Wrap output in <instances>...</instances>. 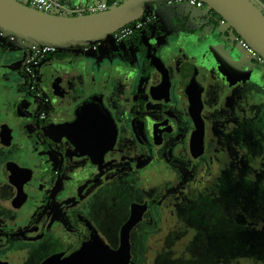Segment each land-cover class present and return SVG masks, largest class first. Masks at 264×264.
Segmentation results:
<instances>
[{"label":"flooded vegetation","instance_id":"flooded-vegetation-1","mask_svg":"<svg viewBox=\"0 0 264 264\" xmlns=\"http://www.w3.org/2000/svg\"><path fill=\"white\" fill-rule=\"evenodd\" d=\"M221 20L184 19L147 54L131 44L157 19L104 60L55 50L27 70L31 52L27 81L0 61V147L19 151L0 161V263L42 264L94 236L116 250L140 206L127 264H144L155 234L205 229L188 219L236 164L264 180V62L246 64Z\"/></svg>","mask_w":264,"mask_h":264},{"label":"rangeland","instance_id":"rangeland-1","mask_svg":"<svg viewBox=\"0 0 264 264\" xmlns=\"http://www.w3.org/2000/svg\"><path fill=\"white\" fill-rule=\"evenodd\" d=\"M19 1L29 3L28 0ZM63 1L72 3L74 0ZM251 1L264 13V6L259 0ZM160 4L163 11L158 13V20L149 29L137 34L139 46L135 47L131 44L132 54L138 50L144 51L145 54L157 51L156 44L158 45L164 36L178 32L184 19L189 20L190 24H198L211 17L210 9L206 4L201 9L185 4L173 8ZM52 13L59 14L57 10H53ZM229 27L228 24L220 27L222 35L226 34L225 28L229 29ZM26 44L7 34L0 36V61L15 68L14 76L19 75V80L24 81H27L28 76L23 66L32 52ZM122 47L121 42L116 43L113 39H108L98 45V51L85 48L63 51L71 52L81 58L104 60L109 55L107 53L121 52ZM236 50L246 64L250 62L251 57L248 53L243 52L241 47H237ZM2 110L0 107V120H5ZM16 144L14 141L11 148L0 147V161L4 157L19 153ZM247 171L236 164L228 173L236 179L220 182L222 190L215 193V198L227 210L213 212L216 225L206 226L204 230L199 227L197 231L193 230V225H190L184 232L155 234L151 248L146 251L144 264H264V180L251 176ZM199 216L190 217L188 223L195 224L191 221H201ZM168 237L169 245H167ZM182 248L189 254L188 252L184 254ZM193 252L196 254L193 255Z\"/></svg>","mask_w":264,"mask_h":264},{"label":"water","instance_id":"water-1","mask_svg":"<svg viewBox=\"0 0 264 264\" xmlns=\"http://www.w3.org/2000/svg\"><path fill=\"white\" fill-rule=\"evenodd\" d=\"M164 0H126L109 10L85 15L47 13L19 0H0V31L31 45L58 50L86 48L113 39L126 25L142 19ZM217 13L264 61V14L251 0H200ZM197 126L203 133L200 115ZM2 130V138L5 136ZM200 139V138H199ZM143 207L134 206L121 232V246L109 248L97 236L72 255H55L42 264H127L129 231ZM3 264V263H0Z\"/></svg>","mask_w":264,"mask_h":264},{"label":"built area","instance_id":"built-area-1","mask_svg":"<svg viewBox=\"0 0 264 264\" xmlns=\"http://www.w3.org/2000/svg\"><path fill=\"white\" fill-rule=\"evenodd\" d=\"M30 6L36 8L37 10L52 13L53 10H57L60 15H85V14H93L97 12H102L109 10L110 8L121 4L126 0H113L112 3L107 0H99L97 2L91 3H78V4H67L60 3L58 0H28ZM161 3L165 4L166 7H175L177 5L185 4L192 8H204L205 3L200 0H164ZM157 19V15L155 12V8L150 10L142 19L135 21L129 25H126L122 29H120L114 35V41L117 43L123 42L125 39L131 37L136 32L143 30L144 28L151 25ZM227 25L225 20H221V26ZM229 30H232L229 27ZM4 33L0 31V36H3ZM32 46V55L29 59H27L26 69L30 70V68L37 64V62L44 57L45 54L49 52H54L58 50L54 47H43L40 48L38 46ZM97 45H93L87 48L95 49ZM238 46L242 48V50L248 53L251 57V60L264 62L262 58L241 38L238 39Z\"/></svg>","mask_w":264,"mask_h":264},{"label":"trees","instance_id":"trees-1","mask_svg":"<svg viewBox=\"0 0 264 264\" xmlns=\"http://www.w3.org/2000/svg\"><path fill=\"white\" fill-rule=\"evenodd\" d=\"M107 1L112 3L113 0H107ZM22 3H24V2H22ZM24 4L30 5L29 3H24ZM210 13L212 15L218 17L219 20L222 19L214 11L210 10ZM59 51L61 52L63 50H59ZM207 188H208L207 190L203 191L204 196H203V199L200 202V207H199L200 208V212L202 210L200 215L201 214L202 215H201V217L199 216V219H201V221L203 222L202 223L203 226H213V225H216V222L213 220V218H214L213 212H215V211L222 212V211L227 210V209L224 206H221L219 204L218 200L215 198V193L216 192H220L222 190V185L221 184L209 185ZM211 197L213 198V201L210 200V199H212ZM193 217L197 218L198 216H193ZM198 223H199V220L196 222V224H198ZM182 249H183L184 254H186L188 252L187 250L185 251L184 248H182ZM188 254H189V252H188ZM194 254H196V252L195 253L193 252V255Z\"/></svg>","mask_w":264,"mask_h":264},{"label":"crops","instance_id":"crops-1","mask_svg":"<svg viewBox=\"0 0 264 264\" xmlns=\"http://www.w3.org/2000/svg\"><path fill=\"white\" fill-rule=\"evenodd\" d=\"M97 1H99V0H74L72 3H67V2H65L63 0H58V2H60V3H67V4H78L79 2L85 4V3L97 2ZM260 2H261V4H264V1L260 0ZM154 8H155V12H156V15H157V20H158V13L162 12L163 8H162L161 4L155 5ZM26 45H27L28 48H30L32 50V46L31 45H29L28 43Z\"/></svg>","mask_w":264,"mask_h":264}]
</instances>
